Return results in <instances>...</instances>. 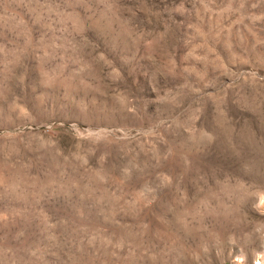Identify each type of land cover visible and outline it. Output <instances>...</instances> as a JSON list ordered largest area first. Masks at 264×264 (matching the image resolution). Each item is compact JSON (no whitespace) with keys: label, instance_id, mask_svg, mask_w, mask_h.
I'll use <instances>...</instances> for the list:
<instances>
[{"label":"rangeland","instance_id":"1","mask_svg":"<svg viewBox=\"0 0 264 264\" xmlns=\"http://www.w3.org/2000/svg\"><path fill=\"white\" fill-rule=\"evenodd\" d=\"M0 264H264V0H0Z\"/></svg>","mask_w":264,"mask_h":264}]
</instances>
